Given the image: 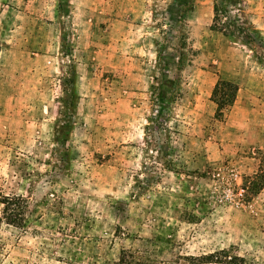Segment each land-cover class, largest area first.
Returning a JSON list of instances; mask_svg holds the SVG:
<instances>
[{"label":"rangeland","instance_id":"rangeland-1","mask_svg":"<svg viewBox=\"0 0 264 264\" xmlns=\"http://www.w3.org/2000/svg\"><path fill=\"white\" fill-rule=\"evenodd\" d=\"M235 1L0 0V197L26 220L0 203V264H264V0Z\"/></svg>","mask_w":264,"mask_h":264},{"label":"trees","instance_id":"trees-1","mask_svg":"<svg viewBox=\"0 0 264 264\" xmlns=\"http://www.w3.org/2000/svg\"><path fill=\"white\" fill-rule=\"evenodd\" d=\"M241 0H236L235 3H240ZM226 3H215L213 5V16H212V24L210 25L211 29H216L222 31L225 35L228 34L227 24L237 29L238 32L243 30V42H252L253 38L250 33L246 30L244 26L241 25H233L232 23L223 21L222 23H218L219 16L221 14L228 12L226 8ZM220 14V15H219ZM237 85L231 82L225 81L220 82L218 85L214 87L213 95L216 96L215 104H216V112L217 114H222V108L226 107V105H231L235 99ZM0 203L2 204V217L3 219L12 225L15 226H24L25 225V200L21 196H1ZM225 252V251H222ZM208 262H220L218 256L215 253H209L202 257ZM226 264H244V259L238 255H234L233 257H229L225 259Z\"/></svg>","mask_w":264,"mask_h":264}]
</instances>
